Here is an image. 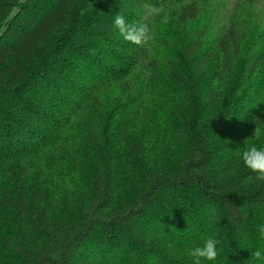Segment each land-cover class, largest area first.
<instances>
[{
  "label": "trees",
  "instance_id": "trees-1",
  "mask_svg": "<svg viewBox=\"0 0 264 264\" xmlns=\"http://www.w3.org/2000/svg\"><path fill=\"white\" fill-rule=\"evenodd\" d=\"M252 145L264 0H0V264H264Z\"/></svg>",
  "mask_w": 264,
  "mask_h": 264
},
{
  "label": "clouds",
  "instance_id": "clouds-1",
  "mask_svg": "<svg viewBox=\"0 0 264 264\" xmlns=\"http://www.w3.org/2000/svg\"><path fill=\"white\" fill-rule=\"evenodd\" d=\"M162 9L157 6L148 5L147 15L150 17H159L162 15ZM162 23H167L168 18L164 16ZM114 27L118 30L119 34L123 37L126 42L131 44L142 46L147 43L150 39V28L148 24H129L126 22L123 15L117 14L114 19ZM261 135V130L257 126L254 130V137H259ZM241 159L245 165L250 170L255 180L264 181V147L257 148L252 145L247 150L243 151L241 154ZM259 236L264 239V225H260ZM219 240L214 238H206L203 240L202 244L196 245L189 251V255L193 258V264H201V261H215L218 255L217 245ZM252 257L257 260L264 259V252L257 249L252 252Z\"/></svg>",
  "mask_w": 264,
  "mask_h": 264
}]
</instances>
